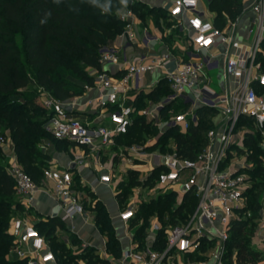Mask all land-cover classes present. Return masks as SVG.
Masks as SVG:
<instances>
[{
    "label": "built area",
    "instance_id": "built-area-1",
    "mask_svg": "<svg viewBox=\"0 0 264 264\" xmlns=\"http://www.w3.org/2000/svg\"><path fill=\"white\" fill-rule=\"evenodd\" d=\"M249 1L245 9L254 13L248 28L253 35L249 41L237 36L239 21L231 20L222 28L205 15L199 7L200 0H173L169 14L186 43L181 55L169 50L132 55L122 43L101 45V63L117 65L123 72L98 70L94 83L85 85L101 89L95 97L97 107L104 109L99 121L82 119L67 109L68 105L71 110L77 108L76 95L61 100L46 91L40 96L48 111L44 126L55 138L82 149L74 156L77 165H84L89 153L99 160L101 151L116 145L119 148L116 156L130 162L127 168L143 171L139 179L142 188L150 186L148 178L158 169L150 192L155 194L161 189L176 195V205L165 219L166 224L158 215L154 216L141 235L138 228L143 221L132 224L138 212L134 202L119 210L124 231L131 239L120 256L109 257L111 264H264V258L241 261L237 249L230 247L234 221L252 215L247 191L253 183L249 169L254 163L249 159L251 149L246 144V135L259 133L264 148V69L258 58L264 43V0ZM132 15L130 9L122 14L129 26L133 25L129 19ZM160 38L146 27L139 43L149 47ZM221 63L225 87L217 90L210 85L209 69L220 67ZM155 70L163 71L169 90L150 105L139 108L135 93L144 87L145 73ZM199 106L214 110L213 126L207 132L206 144L194 157L185 156L172 144L153 150L148 143L118 144V137L129 131L138 114L157 124L161 133L172 127L187 132L200 120ZM10 142L0 131V146L4 149ZM144 165L147 168L143 170ZM127 168L123 169L125 173L129 171ZM6 169L15 181L16 194L22 203L31 204L36 193L48 184L60 205L62 220L86 212L71 169L45 167L39 183L15 154L9 157ZM100 170L98 179L117 189L124 177L117 166L105 168L100 163ZM186 193L195 196V205L191 209L186 207L181 216L176 214V206ZM260 203L253 247L264 251V193ZM162 230L163 238L159 235ZM10 232L14 238L10 259H20L22 264H62L46 236L27 218L14 217Z\"/></svg>",
    "mask_w": 264,
    "mask_h": 264
},
{
    "label": "trees",
    "instance_id": "trees-1",
    "mask_svg": "<svg viewBox=\"0 0 264 264\" xmlns=\"http://www.w3.org/2000/svg\"><path fill=\"white\" fill-rule=\"evenodd\" d=\"M122 1L0 0V130L4 134L6 131L10 132L19 161L39 183L44 178V168L50 163L51 157L42 147V149L38 147V143L45 135L57 138L44 126L48 111L44 106L40 107L35 103L38 97L37 90L28 92L25 90L33 80L38 87H43L61 100L83 94L84 84L75 83L61 72L76 74L86 83H94V76L82 64L103 70L99 48L123 29L124 20L116 13V7L120 6ZM139 3L146 7L141 0ZM213 6L216 7L218 15L226 12L232 20H236L244 11L241 0H214ZM156 10L163 14L162 17H170L166 10L158 7H148L144 12L140 7L133 11L145 19L147 14H154ZM15 29L23 33L25 60L32 69L31 72L27 71L20 47L14 39ZM258 58L264 69V51L260 50ZM168 90L167 79L162 78L153 96L158 98ZM197 110L200 113L197 124L190 126L187 132L174 127L165 129L153 147L173 136L178 151L185 156L194 157L207 142V132L213 126L214 113V110L207 106H199ZM154 127L157 128L138 114L129 131L120 135L118 139L126 140V143L140 141L141 132L152 130ZM261 139L257 132H249L246 135V144L251 149L249 159L254 163L253 168L249 169L253 183L247 191L248 207L252 210V215L247 219L234 221L230 238L231 249H237L238 259L244 262L257 253L253 247L252 237L257 225L255 218L261 207L260 196L264 191V149L260 144ZM57 140L61 144L62 140ZM2 155L3 150L0 146V264H22V260L10 259L8 254L14 244L10 232L14 212L23 209L24 203L21 200L14 201L17 195L15 181L1 161ZM136 173L137 170L129 169V177L120 183V186L124 187L117 192L120 201L123 202L129 195L130 185L139 182ZM157 174L158 169L153 170L147 182L152 183ZM174 197L175 193L168 191L160 194L157 199L153 198V205L146 203L140 208L150 211L151 208L157 207L163 211ZM194 205L195 196L186 193L176 206V214L183 216L186 207L191 209ZM93 209L96 211L95 220L98 227L108 234V248L115 256H119L122 247L109 213L104 205L99 206V202ZM47 222L46 227L40 223L34 224L49 240L59 261L68 264L71 255L64 257L60 253L63 245L57 246L52 242L55 229L65 221L57 215L49 217ZM147 223L148 221L138 228V235H141ZM163 233L162 230L159 234L162 238Z\"/></svg>",
    "mask_w": 264,
    "mask_h": 264
},
{
    "label": "crops",
    "instance_id": "crops-1",
    "mask_svg": "<svg viewBox=\"0 0 264 264\" xmlns=\"http://www.w3.org/2000/svg\"><path fill=\"white\" fill-rule=\"evenodd\" d=\"M141 1L146 5H149V7H158L164 9L169 14V7L172 5L173 0H141ZM241 1L244 5V11L235 20V21H239L237 36L245 41H249V39L253 35L251 33L250 34L248 33V28L251 26V22L254 18V13L250 8L246 7L247 9H245V6L250 2L249 0H241ZM212 2L214 3V0H200L199 7L204 11L205 15L212 18L219 27L222 28L227 27L232 19L226 14V12H223V14L218 15L217 11H213ZM132 14L133 15L130 16L129 19L132 21V24L137 31V36L134 42L124 44L127 46V48L132 53V55H136L138 52L141 51L148 52L151 54V53H161L167 50L171 51L173 54H176L177 56L182 54L183 47L186 45V43L184 38L178 33L177 29L173 25H169L168 28L163 29L159 24L156 25L155 22L150 18L153 15L151 13L147 14L145 19L138 17L135 11L133 10H132ZM220 21H225L226 24L224 26H220L219 25ZM146 27L152 29L154 32H156L161 36V38L158 41L153 42L149 47H144L141 45V43H139V37L143 34V31ZM172 27H174V29ZM171 65L172 66L175 65V62L172 61ZM102 66L103 69H107L109 72L114 74H120L123 72V69L119 68L117 65L102 64ZM88 70L90 74L94 76V81H95V76L98 72V69L96 67L89 66ZM218 75H219V84L221 86V89H223L225 87V81L223 79V63H221L220 67H218ZM162 78H164V73L161 70H155L152 72L145 73L144 87L140 91L135 93V103L138 105L139 108H144L150 105L153 101H156V99L160 97L159 96L158 98H154L153 94H155V91L158 89V86ZM86 84L87 83H84V86ZM100 93H101V89L98 86L91 85V87L88 88L84 87L83 94L76 95L78 100L77 108H74L72 110L70 109L71 113L73 115H79V114L83 115L84 119H88V120H96V121L101 120L104 116V109H102L100 106L97 107L95 100V97L98 96ZM91 99H93V101L89 103V100ZM141 115L147 123H150L149 121L146 120L145 115L143 114ZM153 125H155L159 129V132L155 137V139H153L152 141L148 140L145 142L149 144V149L153 150L161 147L163 149H166L168 144L177 146V142L175 138L173 136H169L167 138V140H169L168 144L162 143V141H160L158 145L153 147V145L160 140V137L164 133V132L163 133L160 132V128L159 126H157V124H153ZM6 136L11 139L10 142L11 144H8V146H6L4 149L2 148V150L7 157L6 160L8 163L9 157L14 154L17 156V154L14 150V144L9 131H6ZM121 140L120 139L117 140L118 144L120 143ZM55 141L57 143L59 142L57 139H55ZM60 143L63 144L64 146L62 150L63 153L61 155L56 156V159H54L55 161L54 164L63 168H69L73 171L75 188L81 193V195L82 192L79 186L87 187L89 191L93 190L96 193L97 192L100 193L99 194L100 197L107 199V201L112 206L114 201H112V197L107 196V194L110 191L109 190L106 191V188L109 187L112 190V192L115 193L114 200L117 198L116 197L117 191H115L116 189L114 188L113 185H109L105 182H101L98 178L101 172L100 163H102V165H104L105 168L116 165L118 170L121 171L120 173L122 175L126 174L125 171H123V169H126L130 164V162L127 160L121 161L119 156H116V148H118V146L115 145L108 150L101 151L99 160H97L98 158L96 155L90 153L87 154L88 156H86L85 164L79 166L74 162V158H75L74 156L75 154L81 153L82 149L75 147L73 144L65 140H62ZM41 146L42 148H44V150L47 153L54 150V148H51V145L47 142L41 143ZM152 159H153L152 156L148 157V161L150 162V163L147 162V164L149 163L148 165H151ZM141 168H143L144 170L145 168H147V166L144 165ZM43 187L44 188H42L40 191L36 193V195L32 199L31 204L33 205L35 204L38 208H40L46 214V219L48 220V218L52 216L55 207H57V205L59 204L56 198L54 197L51 188L47 187L46 185ZM82 198L84 199L83 196ZM85 206H86V202H85ZM60 212L61 209H59L58 211V216ZM64 221L67 227L74 234H77L79 238L84 240H91V243L98 249V252H100L101 250L104 251L103 252L104 254L101 256L102 261L108 262L110 255H112L113 257H117L112 253L108 252L106 247L107 246L106 238L102 234V231L100 230V228L96 223L95 215H91V213L87 209L85 213L83 214L79 213L75 217ZM112 222L117 229L118 238L120 240L123 251V249L128 246L131 236L125 233L124 225L120 220L119 216H117L115 221L112 218ZM59 227L60 226H58L55 229V233H58ZM121 227L123 228L122 232L120 229Z\"/></svg>",
    "mask_w": 264,
    "mask_h": 264
},
{
    "label": "rangeland",
    "instance_id": "rangeland-1",
    "mask_svg": "<svg viewBox=\"0 0 264 264\" xmlns=\"http://www.w3.org/2000/svg\"><path fill=\"white\" fill-rule=\"evenodd\" d=\"M132 5H135V7L133 8ZM142 9V12H144V9H147L149 7V5L143 6L142 4L139 3V0H123L122 4L120 6L116 7V13L117 15L124 20V25L123 29L121 32H119L113 39H109L107 41V43L110 44H126V43H132L135 41V38L137 36V31L134 28V26H129L128 22L123 19L122 14H124L125 12H127L129 9L130 10H134V9H138L140 8ZM144 7V8H143ZM213 11H216V7L213 6L212 7ZM136 13V12H135ZM162 13L159 12L158 10L155 11V13L150 17L156 25H160L161 28L166 29L168 28L169 25H174V19H172L169 16H163L162 17ZM138 17H140L137 14ZM138 19V18H137ZM226 24L225 21H220L219 25L220 26H224ZM174 29V27H172ZM24 36L23 33L21 32V30L19 29H15L14 31V39L16 41V43L19 45L20 50L22 52V59L24 61V64L26 66V69L28 72H31L32 69L29 67V65L27 64L26 60H25V53H24ZM262 51H264V43L262 46ZM83 67H85L87 69V71L89 72L88 68L89 66H86L84 64H82ZM90 73V72H89ZM61 74H65L68 79H71L72 81H74L75 83L81 84L82 83H86V81L82 78H80L78 75L76 74H70L68 72H61ZM209 75H210V85L217 89V90H221V86L219 84V75H218V67L216 68H212L209 69ZM30 90H37V94L38 97L36 99V104L40 107L44 106L42 103V100L40 98V96L43 93H46V89H44L43 87H38L35 82L32 80V82L30 83V85L26 88V92L30 91ZM82 119H84L83 115H76ZM155 126V125H154ZM159 132V129L157 128H153L152 130L146 131V132H141V140L137 141V140H133V142H142L145 143L146 141H152L153 139H155V137L157 136ZM143 136V137H142ZM139 136H137L138 138ZM143 138V139H142ZM165 141V142H164ZM47 142L51 145V148H54L53 151L48 152L50 153V157H51V162L47 163V167L49 166H57L54 164V159H56V156L61 155L63 152V144H59L55 141V139L50 138L49 136L45 135L42 139V141L40 143H38V147H42L41 143ZM132 142V143H133ZM162 143L168 144L169 140H167V138L165 140H162ZM120 145H124V144H129L126 143V140H121ZM164 144V145H165ZM42 149V148H41ZM44 149V148H43ZM116 151H119V148H116ZM6 155L3 153L2 157H1V161L3 162L4 166H7V160H6ZM143 171L138 170L137 169V173L135 176H137V179H140V175L142 174ZM128 172L126 174H124V177L122 178V180L119 182V185L117 187V189L115 191H119L120 189H124L123 186H120V183L124 180H126V178H128ZM153 185L154 182L150 183V186L148 188H142L140 186V182L130 185L131 189L129 192V195L126 197V199L122 202L120 201V199L117 197L114 200V192H112V190L107 187L106 191H110L107 196L112 197V201H114V203L111 204L107 201V199L105 198H101L100 197V193H96L95 191H88L87 187H83V186H79L81 192H82V196L84 197V200L86 202V209L91 213V215H95L96 211H94L93 207L94 205H96L99 202V206L104 205L107 212L111 213V216L113 218V220L115 221L119 210H123L124 208H127L131 205V202L133 201L135 206L138 209L136 218L132 221V224L137 223V222H141L143 221V225L148 221V223L144 226L148 227L151 220L153 219L154 216H159L160 219L163 221V224H166L165 219L170 215V213L172 212L173 207H175L176 205V197H174L170 202L167 208H164V210L162 211L160 208L154 207L153 209L151 208L150 211H144L143 209H141L140 207L142 206V204H146V203H151L153 205V198H158L161 195H163L166 192H163V190L158 189L156 191L155 194H152L150 192V189H153ZM47 187H49V185H46ZM139 186V188L137 187ZM135 189H137L135 191ZM264 191L262 192L260 199L263 195ZM132 198V199H131ZM20 201L21 198L16 195L14 198V201ZM132 202V203H133ZM139 204V205H138ZM111 206V207H110ZM110 216V218H111ZM14 217H25L28 220H30L32 223H40L42 224V226L46 227L47 226V219H46V214L40 209L38 208L35 204H24L23 209H20L18 211L14 212ZM111 218V220H112ZM173 220V217H171ZM254 220V219H253ZM249 226H251V224H249ZM115 227V226H114ZM121 232L123 231V228L121 227ZM144 229L142 230V233L144 231ZM102 234L105 236L106 241L108 240V234L102 232ZM115 234L118 236V232L117 229L115 227ZM252 241H254V236L252 237ZM52 242H55L56 245H63V247L60 248V253L62 255H64V257L71 255V257L68 258V264H111L110 260H108V262L102 261V259L100 260V258H102L101 256L104 254L103 250H101L100 252H98V249L91 243V240H84L81 239L77 236V234H74L68 227L67 225L64 223L59 227V231L58 233H55L54 236L52 237ZM107 244V243H106ZM107 250L109 253H112L111 250L108 248V244H107ZM257 248H259V246H256ZM66 248V249H64ZM257 253L254 254L253 257H251L250 259H247L248 261H257V260H261L264 258V251L262 249L257 250ZM113 254V253H112ZM114 255V254H113ZM13 256L12 253L8 254V258H11ZM110 257H113L112 255H110Z\"/></svg>",
    "mask_w": 264,
    "mask_h": 264
},
{
    "label": "water",
    "instance_id": "water-1",
    "mask_svg": "<svg viewBox=\"0 0 264 264\" xmlns=\"http://www.w3.org/2000/svg\"><path fill=\"white\" fill-rule=\"evenodd\" d=\"M67 109L70 110V109H71V106L68 105V106H67ZM73 166H74V164H73ZM59 209H60V205H57V207H55V209H54V211H53V213H52V216H57V215H58V211H59Z\"/></svg>",
    "mask_w": 264,
    "mask_h": 264
}]
</instances>
